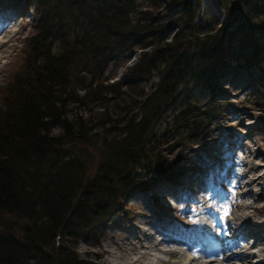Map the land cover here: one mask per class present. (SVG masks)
<instances>
[{"label":"trees","instance_id":"trees-1","mask_svg":"<svg viewBox=\"0 0 264 264\" xmlns=\"http://www.w3.org/2000/svg\"><path fill=\"white\" fill-rule=\"evenodd\" d=\"M25 1L37 15L29 64L0 110V264H94L72 236L202 159L182 148L225 133L223 82L248 83L264 109V0Z\"/></svg>","mask_w":264,"mask_h":264},{"label":"rangeland","instance_id":"rangeland-1","mask_svg":"<svg viewBox=\"0 0 264 264\" xmlns=\"http://www.w3.org/2000/svg\"><path fill=\"white\" fill-rule=\"evenodd\" d=\"M0 6L3 7L0 8V33L2 32L0 34V110L2 111L5 108L4 95L9 83L29 64L27 63L28 43L36 31L37 15L34 5L25 0H0ZM205 6L217 9L212 0H201L200 9L203 10ZM218 11L221 19L227 14L222 7ZM136 54L131 53L119 64H110L106 69V72L111 73L110 80L116 79L127 66L133 64L138 58ZM222 85L225 89L224 94L216 98L220 103L223 102L219 117L228 127L226 135H221L217 129H214L211 133L216 135L215 139L193 152L192 150L198 148L200 143L187 139L181 152L187 157L191 154L193 157L201 156L200 159L205 158L207 164L199 170L187 171L182 180L176 184L160 181L152 189H138L124 195L119 200L120 211L113 218L106 220L98 228L99 230L89 235L72 236L76 241L71 243V246L74 247L79 258L88 259L94 264H117L119 260L126 262L127 259L121 257L115 261V256L110 254L109 250H105V247L109 248L107 245L110 244L118 252L125 253L129 258H135L139 256L138 251L141 249L135 247L136 243L139 245L135 239L143 237L142 232L146 229L148 233L159 230L158 237H154L155 242L163 236L169 239L168 243H173V246L177 243L184 247L189 246L192 254L200 253L202 239L209 235L227 236L230 239V235L226 234L223 227L227 225V218L233 216L234 208L231 205L235 201V190H231L235 182L231 179L235 173L233 170H237L236 174H238L242 163H247L251 177L262 174V178L245 186V189L253 190L250 195L244 194L242 197L244 201L253 204L249 209L253 210L251 213L255 214L259 221L264 218V212H257L255 209L256 206L264 205V121L262 119L264 109L257 106L256 91H253L248 83L240 81L235 85L225 81ZM74 110L83 111L81 107H76ZM53 130H58V126L55 125ZM182 130L184 129H178L180 135ZM170 139L174 140L172 136ZM180 144L170 147L167 155L173 157L179 151L177 149L182 147L183 143ZM228 173L230 178L226 177ZM247 179L249 178L245 177L242 181ZM182 199L186 203L185 206L179 205ZM162 211H166V216H170L174 222H170L168 217H162ZM236 226L241 227L240 223ZM253 231L264 236V225L253 228ZM162 243L167 244L164 242L160 244ZM245 243L246 240H242L239 245L243 246ZM260 243L264 244V242ZM252 248L255 249L253 246ZM155 254L162 258L173 257L162 250ZM142 259L148 261L146 258ZM154 262L155 260L152 263Z\"/></svg>","mask_w":264,"mask_h":264},{"label":"bare ground","instance_id":"bare-ground-1","mask_svg":"<svg viewBox=\"0 0 264 264\" xmlns=\"http://www.w3.org/2000/svg\"><path fill=\"white\" fill-rule=\"evenodd\" d=\"M246 164L242 163L239 173L236 174L235 172L233 177H231L232 180H235L233 183L235 186V201L231 203L235 211L233 210V216L227 221V225L223 227V230L232 234L234 237L232 242L229 241L227 236L211 237L209 235L203 238L204 242L200 248V253L192 254L189 246L184 247L180 245V243L173 246V243H168L170 242L169 239L163 236L155 242L154 237H158L159 231L156 229L155 233H148L146 229L143 232L141 231L143 237L140 236L139 239H135V241L139 242V245L136 243L135 247L137 249H139V247L141 248L138 251L139 256L129 258L125 253H120L115 250L110 244L107 245L110 249L105 247V250H109V253L115 256V261L119 257L127 259L126 262H121V260H119L120 262H116L117 264H264V244L260 243L264 242V236L254 233L253 231V228H259L264 225V218H261L259 221L257 217L254 216L255 214L253 215V213H251L253 210L249 209V207H253V204L244 201L242 197L244 194L245 196L246 194L250 195L253 190H247L248 188L245 189V186L262 178V174L251 177L249 168H247ZM245 177L249 179L242 181ZM263 206H256V211L264 212ZM239 223L241 227L236 226ZM206 232L208 233V229ZM248 239H251L252 243L251 241H247ZM242 240H246V243L240 246L241 244L239 245V243ZM161 242L167 243L168 245L163 243L160 244ZM170 244H172V246ZM259 244L260 246H257ZM252 246L255 247V249L252 248ZM161 250L173 257L162 258L155 254V252ZM172 253H174V255H172ZM142 258H146L148 261L145 262ZM154 260L155 262L152 263Z\"/></svg>","mask_w":264,"mask_h":264}]
</instances>
